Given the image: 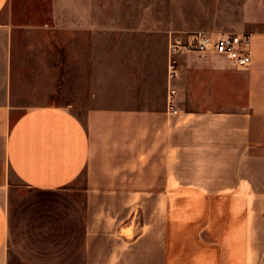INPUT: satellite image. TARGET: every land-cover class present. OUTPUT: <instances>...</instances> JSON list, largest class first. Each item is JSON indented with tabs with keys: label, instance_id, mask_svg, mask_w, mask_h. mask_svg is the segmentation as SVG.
Returning <instances> with one entry per match:
<instances>
[{
	"label": "crops",
	"instance_id": "crops-1",
	"mask_svg": "<svg viewBox=\"0 0 264 264\" xmlns=\"http://www.w3.org/2000/svg\"><path fill=\"white\" fill-rule=\"evenodd\" d=\"M11 2L0 0V264H264V0L244 7L257 28L248 70L187 55L174 81L169 36L147 41L118 9ZM87 80L90 126L71 104H33ZM102 152L138 182L75 189Z\"/></svg>",
	"mask_w": 264,
	"mask_h": 264
},
{
	"label": "rangeland",
	"instance_id": "rangeland-1",
	"mask_svg": "<svg viewBox=\"0 0 264 264\" xmlns=\"http://www.w3.org/2000/svg\"><path fill=\"white\" fill-rule=\"evenodd\" d=\"M249 0H98L99 8L120 10L121 18L131 27L145 23V39L153 41L161 39L162 34L169 37L174 33L191 34L206 33H255L256 27L245 23L244 7ZM52 0H12L11 7L18 9H47ZM154 51L153 48L147 49ZM54 55L56 56V52ZM52 68H54L52 66ZM248 70V69H247ZM246 71V70H244ZM242 72V71H241ZM51 91L56 87L57 80L53 73ZM56 91V90H55ZM74 91V90H72ZM78 95H51L34 97L33 104L63 107L71 104L75 114L90 126V106L88 80L78 85ZM115 154V153H114ZM90 171L79 181L75 189L82 190L88 186L128 187L138 182L136 174L130 175L129 169H122L121 159L114 156L107 159V153L98 154ZM137 161H134L136 163ZM109 168H115V174L108 175ZM136 172V170H133ZM13 178V177H12ZM14 179V178H13ZM79 195H83L79 193ZM81 200L83 197L81 196Z\"/></svg>",
	"mask_w": 264,
	"mask_h": 264
},
{
	"label": "built area",
	"instance_id": "built-area-1",
	"mask_svg": "<svg viewBox=\"0 0 264 264\" xmlns=\"http://www.w3.org/2000/svg\"><path fill=\"white\" fill-rule=\"evenodd\" d=\"M187 55H198L205 60L221 59L232 70L244 71L253 65L254 40L250 33H206L191 34L174 33L169 37V66L170 81L179 77L178 58ZM174 97L176 91L170 90ZM174 99H170L172 104ZM176 113V111H173Z\"/></svg>",
	"mask_w": 264,
	"mask_h": 264
}]
</instances>
